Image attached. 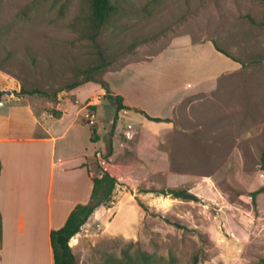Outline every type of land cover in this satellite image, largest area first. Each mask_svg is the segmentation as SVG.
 Here are the masks:
<instances>
[{
    "label": "rangeland",
    "instance_id": "rangeland-1",
    "mask_svg": "<svg viewBox=\"0 0 264 264\" xmlns=\"http://www.w3.org/2000/svg\"><path fill=\"white\" fill-rule=\"evenodd\" d=\"M111 1L116 9L93 39L90 0H0L6 86L56 97L74 82H98L114 71V85L152 110L162 105L158 97L169 102L196 87L213 91L198 96L194 119L171 145L158 141L156 129L140 128L122 145L107 112L100 138L120 179L101 216L77 233V264L260 263L264 0ZM129 123L137 121L121 124ZM91 166L100 170L96 159ZM170 188L199 199L158 192ZM131 199L147 207L142 219Z\"/></svg>",
    "mask_w": 264,
    "mask_h": 264
},
{
    "label": "crops",
    "instance_id": "crops-1",
    "mask_svg": "<svg viewBox=\"0 0 264 264\" xmlns=\"http://www.w3.org/2000/svg\"><path fill=\"white\" fill-rule=\"evenodd\" d=\"M114 73L106 72L103 80L129 107L119 112L116 137L123 132L122 121L132 117L137 133L138 128L146 134L156 129L160 143L174 144L183 133L181 127L194 119L192 109L198 96L213 91L196 87L171 95L169 102L165 96L158 97L156 102L162 105L152 110L115 86ZM7 81L0 72L4 91L0 105V264H54L51 233L64 225L77 203L90 201L94 187L91 163L97 150L107 146L100 138V126L107 112L113 125L116 105L105 97L97 107L98 123L93 128L83 119V104L91 96L107 93L99 82L88 81L49 97L20 94V84L10 81L9 88ZM141 111L165 120H150ZM132 203L142 219L145 210L137 200ZM100 207L84 225L101 216ZM118 218L117 211L109 228ZM76 235L70 241L73 248Z\"/></svg>",
    "mask_w": 264,
    "mask_h": 264
},
{
    "label": "trees",
    "instance_id": "trees-1",
    "mask_svg": "<svg viewBox=\"0 0 264 264\" xmlns=\"http://www.w3.org/2000/svg\"><path fill=\"white\" fill-rule=\"evenodd\" d=\"M90 3H91V11H92L90 18V22H91L90 25L91 28L94 30L92 38L95 39V37L100 32L104 24L111 16L112 12H114V10L116 9V7L111 0H90ZM216 48L219 51L225 53L227 56L232 57L225 50L221 49L218 45H216ZM106 65L107 63H105L104 66ZM91 80L94 79L88 78L84 82H88ZM97 81L107 89V93L105 95L106 99L113 102L116 105V113L114 116L113 128H112V130H114L117 121L119 119V112L123 109H128L129 107L124 104L123 96L114 95L111 92V90L108 88L107 83L104 80H97ZM84 82H74L66 86L64 89L69 90L75 88ZM19 93L30 94V95L33 94L46 95V92L41 91L40 89L28 90L25 87H21V91ZM3 96H4V91L0 89V101L2 100ZM141 112L145 114L146 117L149 118L150 120L153 121L165 120L161 117H153L148 113H146L145 111H141ZM261 168L264 170V152L261 157ZM93 180H94V187L92 190L90 201L87 203L84 202L77 203L75 207L72 209V211L69 213L64 225L59 229L53 230L51 233V241L54 252V264H77L75 254L70 245V241L72 237H74L77 233L80 232L82 226L89 220L90 216L94 213V211L98 207L107 205L109 202L113 200V193L118 183L116 177L110 175V173L108 172H103L100 177H94ZM158 192L163 195H171L174 198L189 199V200L199 199L197 195L191 193L188 189L185 188L163 189L162 191H158ZM138 202L146 211L148 210L147 207L142 202L140 201ZM175 224L178 227H185L181 223H175ZM257 264H264V260H262L260 263Z\"/></svg>",
    "mask_w": 264,
    "mask_h": 264
},
{
    "label": "built area",
    "instance_id": "built-area-1",
    "mask_svg": "<svg viewBox=\"0 0 264 264\" xmlns=\"http://www.w3.org/2000/svg\"><path fill=\"white\" fill-rule=\"evenodd\" d=\"M105 95L103 93H100L91 96L83 104V119L90 126H95L98 123L97 107L102 103L105 98ZM2 104L3 101H0V105ZM122 134L125 139L122 145H125L126 142L133 141L135 139L137 130L131 123H129L126 127H124ZM96 160L100 167V170L95 173L94 169L91 168V173L94 177H100L103 172H108L110 173V175L116 177V179H120L119 174L113 171L117 164L112 154L103 151V149H99L96 152Z\"/></svg>",
    "mask_w": 264,
    "mask_h": 264
}]
</instances>
